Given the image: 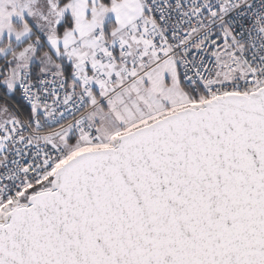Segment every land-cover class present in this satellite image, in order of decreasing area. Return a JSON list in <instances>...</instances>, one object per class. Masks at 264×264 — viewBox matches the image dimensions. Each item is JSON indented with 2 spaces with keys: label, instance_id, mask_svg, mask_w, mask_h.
I'll list each match as a JSON object with an SVG mask.
<instances>
[{
  "label": "snow or ice",
  "instance_id": "snow-or-ice-1",
  "mask_svg": "<svg viewBox=\"0 0 264 264\" xmlns=\"http://www.w3.org/2000/svg\"><path fill=\"white\" fill-rule=\"evenodd\" d=\"M0 264H264V0H0Z\"/></svg>",
  "mask_w": 264,
  "mask_h": 264
}]
</instances>
